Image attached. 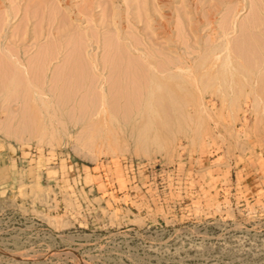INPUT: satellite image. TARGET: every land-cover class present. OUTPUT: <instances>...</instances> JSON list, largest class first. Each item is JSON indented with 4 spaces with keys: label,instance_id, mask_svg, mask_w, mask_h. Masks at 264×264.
Masks as SVG:
<instances>
[{
    "label": "rangeland",
    "instance_id": "obj_1",
    "mask_svg": "<svg viewBox=\"0 0 264 264\" xmlns=\"http://www.w3.org/2000/svg\"><path fill=\"white\" fill-rule=\"evenodd\" d=\"M262 30L264 0H0V264H264Z\"/></svg>",
    "mask_w": 264,
    "mask_h": 264
},
{
    "label": "bare ground",
    "instance_id": "obj_2",
    "mask_svg": "<svg viewBox=\"0 0 264 264\" xmlns=\"http://www.w3.org/2000/svg\"><path fill=\"white\" fill-rule=\"evenodd\" d=\"M251 21V20H250ZM253 21V20H252ZM225 22V21H224ZM249 23V22H248ZM253 25V24H252ZM255 26H256V24H255ZM258 26V25H257ZM225 28H227V27H225ZM256 28V27H255ZM190 29V28H189ZM191 30V29H190ZM263 31V30H262ZM227 32H228V29L227 30H224L223 31V37H224V39L226 40V42L225 43H223L222 45H220L219 47H217V48H213L214 50L212 51V57H213V62L212 63H210V67H212L215 63H216V59H218V58H220L221 59V55H224V62H222L221 64L223 65V70L224 71H228V72H230L231 73V71H233L232 69H238L239 67H247V66H245L244 65V63H242V62H239L238 60L237 61H234V57H239V58H241V59H243V60H247L248 61V57H250L252 54L254 55V53L256 52L257 53V51L256 50H259L258 49V42H256L255 41V38H254V35L252 34V32L249 30V27H246V28H244L243 29V31H242V37H241V40L236 44V45H233V44H231L230 42H229V40H228V37H227ZM264 32V31H263ZM254 33V32H253ZM262 33V32H261ZM263 35H264V33H262ZM23 35V34H22ZM187 36V35H186ZM241 36V35H240ZM264 37V36H263ZM260 39V38H259ZM129 40V39H128ZM127 40V43H128V47H129V53H131L130 55L132 56L133 54H136L137 52L141 55V56H143V61H144V67H142V66H140V64L139 63H137V61L136 60H133V58H127L125 55H122V56H120L119 58H117L118 60L115 62V64L113 65L115 68V70L116 69H119V70H121V69H123V68H126L128 71L130 70V71H132V70H134V71H136V70H143L144 68H145V66H147L149 69H151V70H153L154 72L155 71H158V70H160V66L154 61V59H152V57L151 56H149L150 54H149V51L151 52V50L150 49H148L146 46L145 47H141V48H139L138 47V44L136 43V42H134V43H136V45L134 44V43H132V41H128ZM149 41V40H148ZM174 42H176V41H174ZM264 42V41H263ZM259 43H261V42H259ZM175 44V43H174ZM176 45V44H175ZM217 46V45H216ZM215 46V47H216ZM263 46V45H262ZM261 45L259 46V47H262ZM127 47V48H128ZM126 48V49H127ZM169 48V50H172V47H168ZM175 49H178L179 50V47H177V48H175ZM261 49V48H260ZM124 50V49H123ZM128 50V49H127ZM46 51H49V49H46L43 53H46ZM125 51V50H124ZM261 51H263L262 53H263V58H264V46H263V48H262V50ZM260 51V52H261ZM211 53V52H210ZM157 54V53H156ZM155 54V55H156ZM8 57H9V59L10 60H13V61H17L18 62V64L20 65V69H21V72H22V74H23V76L25 77V78H29V75H30V70L29 69H32V67H34V65L37 63H39V64H41V62L42 61H40V58H38V60H36V62L35 63H33L32 65H30L29 67L30 68H28V66H26V65H24V63H23V61L21 60V58L19 57V56H16V55H14V54H12V53H8V54H6ZM116 55V54H115ZM119 55H121L120 54V52H119ZM118 55V56H119ZM154 55V56H155ZM158 55V54H157ZM256 55V54H255ZM114 56V55H113ZM260 56V55H259ZM212 57H211V59H212ZM223 57V56H222ZM236 58V59H237ZM257 58V57H256ZM80 61V60H79ZM113 61V60H112ZM212 61V60H211ZM16 63V62H15ZM43 63V62H42ZM169 63V62H168ZM190 62H189V60L186 58V59H184V61L181 63V64H177V65H175V64H173V65H165V66H163V69L164 68H166L167 70H174V69H178L179 71H180V73H178V74H181V73H190L191 75L193 74V72H192V70H193V68H192V66H193V64L192 65H190L189 64ZM192 63V62H191ZM247 63V62H246ZM9 64V63H8ZM14 64V63H13ZM170 64V63H169ZM255 64V63H254ZM263 65H264V62L262 63ZM1 66H4V64H0ZM76 67H78V68H80L81 67V62L80 63H78V61H76V63L74 64ZM250 65V64H249ZM38 66V65H37ZM222 67V66H221ZM17 68V67H16ZM248 68V67H247ZM211 69V68H210ZM243 69V68H242ZM241 70V69H240ZM239 70V71H240ZM245 70V69H244ZM133 71V72H134ZM246 71V70H245ZM244 71V72H245ZM248 71V70H247ZM168 72V71H167ZM166 71H165V73H167ZM173 72V71H172ZM176 72V71H175ZM175 72L173 73V75L175 74ZM217 72V71H216ZM223 72V71H222ZM235 72H237V71H235ZM158 73V72H157ZM162 73V72H161ZM176 73V74H177ZM224 73V72H223ZM138 74V73H137ZM142 74H143V72H142ZM145 74H147L146 72H145ZM155 74H156V72H155ZM228 73H226V75H227ZM173 75H171V76H173ZM182 75V74H181ZM147 76H148V74H147ZM156 76V75H155ZM165 76V75H164ZM169 76V75H168ZM183 76V75H182ZM185 76H186V74H185ZM185 76H183L184 78L183 79H185ZM193 76H194V74H193ZM116 77H117V75H116ZM122 77V76H121ZM135 77H137V75L135 76ZM145 76H143V78H144ZM150 77V76H149ZM153 77V76H152ZM159 77V76H158ZM170 77V76H169ZM220 77V76H219ZM10 78V77H9ZM142 78V79H143ZM188 78V74H187V77H186V79ZM195 78V77H194ZM141 80V77L139 76V78H138V80ZM196 79V78H195ZM123 80V79H122ZM135 80V79H134ZM145 80V79H144ZM119 81H121L120 79H119ZM132 81V80H131ZM150 81V80H149ZM31 82V81H30ZM137 82V81H136ZM163 83H164V81H162ZM165 82H168L167 80L165 81ZM126 83V82H125ZM147 84H148V82H146ZM172 83V82H171ZM170 83V84H171ZM176 83V82H175ZM11 84L13 85V82H11ZM146 84V85H147ZM159 84V83H158ZM121 85V84H120ZM160 85V84H159ZM163 85V84H162ZM181 85V84H180ZM198 85V84H197ZM174 86V85H173ZM184 86V85H183ZM144 87L146 88V86H145V84H144ZM154 87V86H153ZM152 87V88H153ZM158 87H160V86H158ZM198 87V86H197ZM31 88V87H30ZM35 88H37V87H35ZM147 89V88H146ZM145 89V90H146ZM156 89V88H155ZM164 89V88H163ZM169 89V88H168ZM33 89H31V91H32ZM141 90V89H140ZM150 90V89H149ZM152 90H154V89H152ZM160 91V88L159 89H157V91ZM158 91V92H159ZM154 92H156V90L154 91ZM12 94L14 93V91L13 92H11ZM33 97H40V98H42L43 96H42V91H39V90H34L33 92ZM166 93H168V92H166ZM151 94V93H150ZM15 95V97L17 96V94L15 93L14 94ZM145 95V94H144ZM148 95H149V93H148ZM153 95V94H152ZM158 95V94H157ZM157 95H155V96H157ZM167 95V94H166ZM150 96V95H149ZM171 96V95H170ZM153 97V96H152ZM35 98H33L34 100H35ZM148 98V97H147ZM158 98V97H157ZM150 99V98H149ZM155 99V98H154ZM170 99V98H169ZM38 100V99H37ZM153 100V99H152ZM152 100H149L148 101V103L146 104V106H147V109H146V112H148V113H150V112H153V113H156L157 111H156V107H155V104H153V101ZM156 100V99H155ZM158 100V99H157ZM156 100V101H157ZM164 100V99H163ZM41 102V101H40ZM158 104H159V107H161L162 105H160V104H162L161 103V101L160 102H158ZM156 105H157V103H156ZM145 109V108H144ZM161 109V108H160ZM165 109V108H164ZM167 111V110H166ZM153 113H151V114H153ZM151 114H150V116H151ZM166 114V113H165ZM150 118V117H149ZM152 118V117H151ZM158 120V119H157ZM151 121V120H150ZM152 123V122H151ZM153 127V126H152Z\"/></svg>",
    "mask_w": 264,
    "mask_h": 264
}]
</instances>
